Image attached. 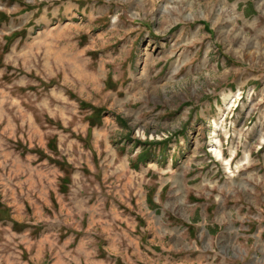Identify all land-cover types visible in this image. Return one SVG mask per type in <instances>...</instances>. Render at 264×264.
Masks as SVG:
<instances>
[{
	"label": "rangeland",
	"instance_id": "1",
	"mask_svg": "<svg viewBox=\"0 0 264 264\" xmlns=\"http://www.w3.org/2000/svg\"><path fill=\"white\" fill-rule=\"evenodd\" d=\"M0 264H264V0H0Z\"/></svg>",
	"mask_w": 264,
	"mask_h": 264
}]
</instances>
